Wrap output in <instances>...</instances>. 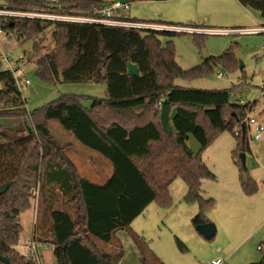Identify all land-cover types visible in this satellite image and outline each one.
<instances>
[{
    "label": "trees",
    "instance_id": "16d2710c",
    "mask_svg": "<svg viewBox=\"0 0 264 264\" xmlns=\"http://www.w3.org/2000/svg\"><path fill=\"white\" fill-rule=\"evenodd\" d=\"M0 1V9L7 11L82 17H96L106 6L104 0ZM236 1L264 20V0ZM0 29L6 36L14 34L24 43L32 42L28 61L37 58L36 76L42 81L106 86L104 98H93L89 107H83L76 97H62L30 113L12 75L0 71V119H21L25 133L14 138L8 130L11 127L0 124V186L9 183L8 190L0 196L1 256L10 264H34L20 254L18 246L22 233L19 217L30 209L34 199L31 191L36 188L37 238L33 237L53 248L56 264H119L123 251L114 243L115 233L128 231L151 204L170 209L173 203L169 186L176 179H181L187 188L183 203L198 207L191 223H208L205 216L214 208V200L201 196V184L204 180L214 181L215 176L200 156L189 150L188 138L192 136L203 151L219 134L231 133L236 139L233 162L240 172H245L240 155L249 153L245 121L254 104L230 103L231 90L184 88L174 82L205 78L215 68L232 69L236 62L231 50L183 70L175 61L173 38L185 33L6 16L0 17ZM49 29L54 47L43 54L37 40ZM193 36L199 44L205 35ZM162 38L167 40L163 42ZM128 64L137 67L138 76L127 74ZM164 104L174 110L170 136L159 120V108ZM51 120L82 146L110 162L113 173L102 185L85 179L74 165L56 157L55 142L47 127ZM241 189L247 197L257 193V185L248 175L246 180L242 175ZM132 237L140 264H163L141 247V243L145 244L142 237ZM94 239L106 245L116 244L117 252L111 255L100 250ZM175 243L178 252H187L180 240L175 239ZM258 247L264 254V246ZM253 264H264V255Z\"/></svg>",
    "mask_w": 264,
    "mask_h": 264
},
{
    "label": "rangeland",
    "instance_id": "374dc122",
    "mask_svg": "<svg viewBox=\"0 0 264 264\" xmlns=\"http://www.w3.org/2000/svg\"><path fill=\"white\" fill-rule=\"evenodd\" d=\"M45 1L51 2V0ZM52 1L58 2L60 0ZM198 1L199 0H195L192 6L184 5V2L181 0L132 2L130 3L129 10L122 13V15L138 22H152L151 24H157L153 22L162 23L166 21L180 23V25L184 26L212 27L213 29L215 28V30H226L237 27L253 29L264 26V20L261 19L259 13L257 12H254V14H256L255 20L247 21L248 18L244 16L240 18V21L239 19L237 20V22L241 23L246 22L245 24L231 26L211 24V22L217 18V14L214 10H211V7L206 2H202L205 7L202 5L199 7ZM210 1L221 4L222 6L224 5V11L227 9L226 7H228L229 3V0ZM225 14L226 12L221 16ZM205 17H209L211 22H205L203 20ZM51 34L52 30L49 29L42 38L37 40L44 50L43 54L48 53L54 47V41ZM161 40L165 42L167 39L162 38ZM173 47L175 51V61L183 70H189L203 64L202 50L206 51L211 57H219L226 51L231 50L236 62L232 69L225 70L223 68H215L214 72L205 78L191 82L176 80L174 84L184 88L202 90H231L230 103L236 104L241 102L242 104H254V107H252V111L248 116L264 125V34L235 33L228 35H205L200 39L199 44H197L194 40L193 34H183L173 38ZM0 50L3 54L7 55L12 62L19 61L21 56L25 58L23 61H19V66L22 68L26 79L30 82V85L21 89V95L23 99L27 100L26 110L30 113L53 101H57L62 97H76L83 107H89L93 98H104L105 96L106 86L102 83L96 84L87 82L76 84H51L42 81L36 76L37 58H32V60L28 61L30 52L32 51V42L24 43L21 40H18L14 34H10L8 36L0 34ZM0 124L11 127V129L8 128V130L13 133L14 138L25 136V133L21 130V119L1 118ZM47 127L51 138H53L55 142L61 143L65 141V143H68V138H73L74 143L79 146L81 150L86 151L72 155L73 158L78 161L81 171L80 175H82V177L94 183H99L95 178L96 175L94 176V170H102L105 172L104 175L108 173V178L112 175L113 169L108 160L101 157L98 153L82 146L75 139V137L71 133L64 130L58 122L52 120L48 121ZM252 134L253 127L250 128L249 135L252 136ZM249 135H247V137L251 153L244 154L245 160L240 164L242 170L245 171L243 173L240 172V170L233 163V152L236 149V139L229 132L219 134L216 139L203 151H201L198 142L192 136H189L187 147L194 155L200 156L202 162L215 176L216 181L204 180L202 187L204 197L202 194L201 196L206 200L210 199V197L215 200L214 208L205 216L207 220L217 221L216 218L220 214L219 210L223 207L221 204V198L223 196L231 195L237 198L234 199L235 201H240V198H244L241 189L242 175L243 178L245 175H248L256 183L257 193L254 196H246L247 198L244 199L247 200L246 202L249 205H246L245 207H237V214L239 216H246L247 214L252 216L251 223L249 222L250 219L245 221L244 227L247 225L246 229L253 231L257 224L254 220L257 219L256 217L259 218L262 214L261 212L259 213L255 210H260L261 208L259 204L261 201L264 202V200H262V198H264V133L261 134L259 141L250 140ZM53 152L58 154L55 149H53ZM69 155H71V153H64V157H70ZM239 155L240 154L237 153V156ZM100 160L104 162L103 166L99 165L101 162ZM180 187L181 193L178 192L180 191ZM34 190L38 192V188ZM171 190L173 194V201L176 203L179 201L181 202V197L183 194L185 195L186 192V187L183 181L181 179H176ZM32 192L33 190L31 191V196H33ZM30 204V209L22 213L19 217L20 224L23 228L20 235L19 245L24 239L32 237L33 225L38 210L36 198L31 199ZM241 208H244V212ZM191 209L192 207L180 205L178 210L168 213L167 217L163 218L162 213L160 214L162 211H160L155 204H152L150 208L147 207L143 212L144 215H141L140 218L138 217L139 219L137 218V220L135 219V222H137L136 224L140 223L146 231L143 235L145 238L142 237L145 244L143 245V243H141L143 241L138 240L141 243V247L152 251V244L155 245L156 241L150 242V239H154L155 235L159 236V230L162 232L165 231V226L167 227L168 220L171 217L174 218L175 224H179V226L185 229V238H180V241H182L185 245H187L186 243L189 245L187 239L190 236H198L195 226H189L188 223V219L191 215ZM152 210L156 211L153 213ZM247 217L249 216L247 215ZM211 223L214 226L216 225L214 222ZM132 234L136 235V233H133L130 228L128 231L119 232V236L117 237L114 235V243L120 245L123 251V257L119 264H140V261L137 259L139 254L136 250V244L132 240ZM140 236L141 235H139V237ZM220 236L221 234L218 232L214 238L209 241H206L205 239L199 240H202L201 244H203L202 246L205 249L212 250V248H215L216 246H223L220 241ZM169 237L175 245L174 235H169ZM94 242L100 250L111 255H114L117 252L116 244H111V247H109V245L103 244L96 239H94ZM259 245L264 246V237H260L255 233L252 234L251 237L243 243V245H241V250L248 248L254 249L260 258L258 261H260L262 255L264 254L257 250ZM189 247L193 251L197 246L194 247L191 244ZM228 248H232V246H229ZM208 254H211V252ZM150 264H153L152 261H150Z\"/></svg>",
    "mask_w": 264,
    "mask_h": 264
},
{
    "label": "crops",
    "instance_id": "0c3cea01",
    "mask_svg": "<svg viewBox=\"0 0 264 264\" xmlns=\"http://www.w3.org/2000/svg\"><path fill=\"white\" fill-rule=\"evenodd\" d=\"M181 1L184 2V5H189V6H192L193 3L195 2V0H181ZM202 2H206L211 7V10H214L215 13L217 14V18L213 22L210 21L209 17L203 18V20L207 23L211 22V24H218V25H222V26H231V25L245 24L246 22L245 23L237 22V20L239 19V21H240V18L243 16L248 18L247 21L256 19L255 18L256 14H254V11H251V10L244 8L236 0H229L228 7H226L227 9H225V11L223 10L224 5L222 6L221 4L211 2L210 0H199L198 1L199 7L201 5L203 7H205V5L202 4ZM225 12H226V14L221 16ZM175 20H181V19H175ZM162 23L180 24V23L166 22V21L162 22ZM208 28L213 29L212 27H208ZM231 29H251V28L237 27V28H231ZM253 29H255V28H253ZM214 30H215V28H214ZM216 30H218V29H216ZM220 30H223V29H220ZM226 30H230V29H226ZM173 112H174V110L170 109V118H171V115L173 114ZM54 142H55V140H54ZM53 149H55L58 152V154L57 153H55V154H56V157L61 162L71 163L72 165L75 166L78 173L81 174V171H80V168L78 165V161H76V159L73 158L72 155L73 154L76 155L80 152H86V151L81 150L79 148V146H77L74 143L73 138H68V143H65V141H63L61 143L55 142ZM64 153H71V155H69L70 157H64ZM249 153H251L250 146H249ZM244 160H245V157H244ZM100 161L101 162L99 163V165L103 166L104 162L102 160H100ZM104 174H105V172L102 170H98V171L94 170V176L96 175L95 178L99 182L96 184L102 185L106 181V179L108 178L107 177L108 173L106 175H104ZM173 183L169 186V192H170V197L172 199L173 206L167 210H163V209L159 208L160 211H162V212H160V214L162 213L163 218H164V217H167L168 213L178 210V207L180 205H184L186 207H192V209L190 210L191 215L188 219V223H189V226L190 225L193 226V224L191 223V220L197 214L198 207L196 205H188L185 203L183 204L182 199L185 196L184 194L181 197L182 198L181 202L180 201L177 203L174 202L173 201V194H172V190H171ZM203 183H204V181H202V184H201L202 196L204 194V191L202 190ZM177 187H179V186H177ZM179 189H180V191H178V192L181 193V187ZM186 191H187V188H186ZM185 194H186V192H185ZM218 196H220V195H218ZM243 197L244 198H240L241 199L240 201H235L234 199H237V198H235L231 195L223 196L221 198V200H222L221 204L223 207L219 210L220 214L216 218L217 221L208 220V223L214 222L216 224L215 225L216 226L215 227L216 234L218 232H220V234H221V236H220L221 240L220 241L223 244V246H216L215 248H212V250L205 249L202 246L203 244H201L202 240H199V239H204V238H202V236H200L199 234L196 233L198 236H190L187 240L189 242V245L192 244V246H194V247L197 246V247H195V249L192 251L190 249L188 243H186L187 245H185L181 241L186 246L187 252L184 254L178 252V250L176 248V243L174 245V243L172 242L169 235H174V238L178 239V240H180V238L184 239L185 238L184 237L185 236L184 235L185 229L183 227L179 226V224H175L174 218L171 217L168 220L167 227L165 226V231L162 232L159 230L158 232H160V235L159 236L155 235L154 239H152V238L150 239V242L156 241L155 245L151 243L152 244V247H151L152 248V251H151L152 254L158 260H160V262H162L163 264H204V263L205 264H207V263L211 264L212 262H215V261H220V264H253V263H258L259 262L258 260L260 258L258 256V254L254 251V249L248 248L245 250H241L242 249L241 245H243V243L246 242L251 237L252 234L256 233L260 237H264V202L261 201V203L259 204V206L261 208L260 210H255L259 213L260 212L262 213L259 218L256 217L257 219L254 220L257 222L256 227L253 229V231H251V230L249 231L246 229L247 225L245 227H244V225H245V221H248L249 219H250L249 222L251 223L252 216L247 214L249 217H251V218H249V217H247V215L246 216L245 215L239 216L237 214V207H239V206L245 207L246 205H249L246 202L247 200H244L247 197L244 194H243ZM210 199H213V198L210 197ZM262 200H264V198H262ZM151 205L148 206V208H150ZM35 208H36V206H35ZM241 210L244 212V208H241ZM152 211L154 213L156 210H152ZM37 214H38V210H37ZM37 214L35 217V222H34L33 231H32V236L34 234L36 236V238H37V234L34 232V228H35V223L37 222L36 221ZM156 214H159V213H156ZM143 215H144V213L142 214V216ZM140 217H141V215L139 216V218ZM136 220H137V218H136ZM136 220H134L131 223L132 226L130 225V228L133 231V233H136V235L138 234L137 236L141 235L140 237H144L143 235L145 234L146 231H145L144 227L141 226L140 223L136 224L137 223V222H135ZM240 221H242V222H240ZM19 224H20V220H19ZM20 226H21V224H20ZM243 230H244V232H243ZM22 231H23V228H22ZM119 232H121V231H118L115 233L116 237L119 236ZM198 237H200V238H198ZM229 246H232V248H228ZM109 247H111V246L109 245ZM209 252H211V254H208ZM40 256H41V263L42 264H56L55 259H54V255H53V248L50 245L42 244V246L40 248ZM137 259L139 261V257H137Z\"/></svg>",
    "mask_w": 264,
    "mask_h": 264
},
{
    "label": "built area",
    "instance_id": "2783aa9c",
    "mask_svg": "<svg viewBox=\"0 0 264 264\" xmlns=\"http://www.w3.org/2000/svg\"><path fill=\"white\" fill-rule=\"evenodd\" d=\"M51 2H54L51 0ZM106 6L96 17H82L72 16L65 14H47V13H20L0 9V17H23L28 19H40L48 20L52 22H67L78 24H91L100 25L105 27H117L124 29L134 30H153V31H169L175 33L185 34H203V35H228V34H264V26L255 29H230V30H214V29H199V28H185V27H172L160 24H151L147 22H138L127 18L122 15L125 11L129 10L130 2L127 0H105ZM0 34L4 32L0 29ZM25 58L21 56L19 61H23ZM12 62L9 57L3 54L0 50V71L9 72L12 75L16 89L21 95V89L28 87L30 82L26 79L22 68L19 66L20 62ZM221 75V74H218ZM22 98V95H21ZM25 107L27 100L23 99ZM238 104L242 105L241 102ZM160 109V108H159ZM247 134H250V128L253 127L252 136L249 135L250 140L259 141L261 134L264 133V125L256 121L254 118L248 116L245 121ZM238 134L235 133V136ZM32 195L37 200L38 192L33 190ZM42 244L37 242L34 237L26 238L18 246V251L28 261L34 264H41L40 248ZM260 247H257L259 250ZM211 264H220V261L212 262Z\"/></svg>",
    "mask_w": 264,
    "mask_h": 264
},
{
    "label": "water",
    "instance_id": "95a60500",
    "mask_svg": "<svg viewBox=\"0 0 264 264\" xmlns=\"http://www.w3.org/2000/svg\"><path fill=\"white\" fill-rule=\"evenodd\" d=\"M210 55L202 50V59L203 61H207L210 59ZM127 74L129 76H138L139 72L135 65L128 64L127 66ZM159 120L161 127L163 131L170 136L171 135V126H170V107L168 105H162L160 107V114H159ZM240 160L243 163L244 162V154L240 155ZM247 175L244 176V179L246 180ZM9 188V183H6L4 185L0 186V196L3 195ZM196 232L202 236L206 241H209L214 238L216 234L215 226L212 223H205L195 226ZM0 262L3 264H10L9 261L0 255Z\"/></svg>",
    "mask_w": 264,
    "mask_h": 264
}]
</instances>
